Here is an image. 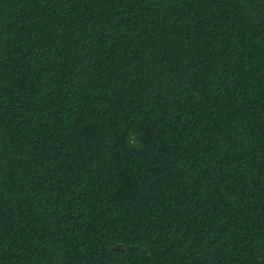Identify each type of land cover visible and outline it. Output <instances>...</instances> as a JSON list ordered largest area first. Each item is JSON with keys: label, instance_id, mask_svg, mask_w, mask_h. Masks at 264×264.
<instances>
[{"label": "trees", "instance_id": "16d2710c", "mask_svg": "<svg viewBox=\"0 0 264 264\" xmlns=\"http://www.w3.org/2000/svg\"><path fill=\"white\" fill-rule=\"evenodd\" d=\"M0 264H264V0H0Z\"/></svg>", "mask_w": 264, "mask_h": 264}]
</instances>
